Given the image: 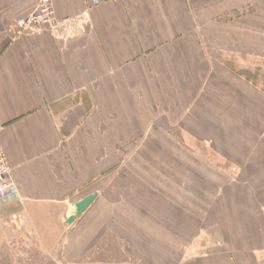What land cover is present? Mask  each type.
<instances>
[{
	"label": "crops",
	"instance_id": "obj_1",
	"mask_svg": "<svg viewBox=\"0 0 264 264\" xmlns=\"http://www.w3.org/2000/svg\"><path fill=\"white\" fill-rule=\"evenodd\" d=\"M38 1L0 0L20 191L0 205V262L65 246L114 248L118 264H264V0H54L56 30L18 29ZM140 152L164 153L162 176L141 161V189Z\"/></svg>",
	"mask_w": 264,
	"mask_h": 264
},
{
	"label": "rangeland",
	"instance_id": "obj_2",
	"mask_svg": "<svg viewBox=\"0 0 264 264\" xmlns=\"http://www.w3.org/2000/svg\"><path fill=\"white\" fill-rule=\"evenodd\" d=\"M254 74H257V73H254ZM256 80H257V77H256ZM0 129H1V126H0ZM169 154L170 153H166V156H169ZM138 156L140 158V163L145 162V161H147L149 163L152 162L153 157H151L150 155H147L144 152H142V153L140 152ZM163 156H164L163 152H158L155 154V157L153 158L154 159V166H155L154 167L155 177H157V176L159 177V176H162L164 174V167L162 164L163 163V161H162ZM155 158H157L158 160ZM142 164H143L142 167H138L135 169L136 170V172H135L136 177H134L135 180L133 178V180L135 182H138L137 178H139L140 182L138 185H139L140 189L145 186V182L147 181V178H146L147 177V168L145 167L144 163H142ZM129 180L131 181L130 177L127 181H129ZM131 187H132V185L130 183H126V184L124 183L123 191L125 193L127 192L129 195L131 192ZM133 191H136V192L139 191V193H141L140 190H137V189H133ZM141 194H143V198H144V196L146 197V195H148L146 192H143ZM156 195L159 196V194H156ZM149 196L151 197L150 194H149ZM152 199L156 203L159 202L157 200V197H153ZM133 203H135V202L133 201ZM124 207H130V206H129V204L128 205L124 204ZM65 228H66V231H68L69 229H72V228H67V227H65ZM64 234H66L64 236V238H66L67 235H68V238L71 237L70 236L71 233L64 232ZM27 235H29V233L26 231L24 233L19 234L18 240H26ZM89 236L90 235L86 232H83L82 229L75 232V240L80 241L81 244H84L83 242L85 240H88ZM21 250H24L25 252H27V254H25L22 258H20V257L16 258V257L12 256L10 258V260H11L10 264H118V263H115V259H116L115 255L116 254L118 255V253H116V249H114V248L103 249V250L91 249L92 252L90 254H87L88 252H90V249L75 248V250L73 251L72 249L68 250L65 246L61 247L59 249H56V250L52 249V248L51 249H42L41 255H39L40 252H39L38 248H31V249L24 248ZM83 250H85V253L81 254V252H83ZM56 251H57V253H56ZM157 253H159L158 249H156V255H157ZM131 255L132 254H130L129 252L124 250V253L122 254V256L124 257L123 260L128 259L129 257H131ZM1 258L2 257H0V259ZM139 258H141V257L139 256ZM3 259L7 260L6 257ZM1 261H2V259H1ZM0 264H3V262H0ZM123 264H131V263H125L124 262Z\"/></svg>",
	"mask_w": 264,
	"mask_h": 264
},
{
	"label": "built area",
	"instance_id": "obj_3",
	"mask_svg": "<svg viewBox=\"0 0 264 264\" xmlns=\"http://www.w3.org/2000/svg\"><path fill=\"white\" fill-rule=\"evenodd\" d=\"M59 24L56 16L54 0H39L36 9L16 20L18 29L31 32L56 30ZM12 166L3 145L0 129V205L14 201L20 197L17 185L11 180Z\"/></svg>",
	"mask_w": 264,
	"mask_h": 264
},
{
	"label": "water",
	"instance_id": "obj_4",
	"mask_svg": "<svg viewBox=\"0 0 264 264\" xmlns=\"http://www.w3.org/2000/svg\"><path fill=\"white\" fill-rule=\"evenodd\" d=\"M97 196L98 193H92L75 204V212L66 219L67 228L75 225L77 220L86 212L88 207L94 202Z\"/></svg>",
	"mask_w": 264,
	"mask_h": 264
}]
</instances>
